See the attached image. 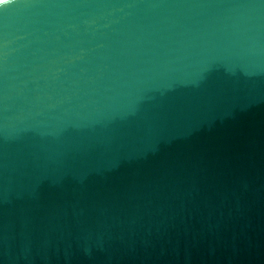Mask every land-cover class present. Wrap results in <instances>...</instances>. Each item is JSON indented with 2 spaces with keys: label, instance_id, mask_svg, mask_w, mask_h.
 <instances>
[{
  "label": "water",
  "instance_id": "1",
  "mask_svg": "<svg viewBox=\"0 0 264 264\" xmlns=\"http://www.w3.org/2000/svg\"><path fill=\"white\" fill-rule=\"evenodd\" d=\"M0 264H264V0H0Z\"/></svg>",
  "mask_w": 264,
  "mask_h": 264
}]
</instances>
